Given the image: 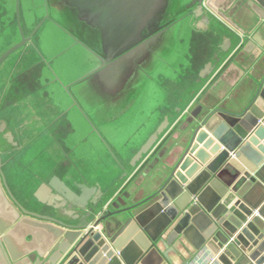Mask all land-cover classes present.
Here are the masks:
<instances>
[{"label": "water", "instance_id": "95a60500", "mask_svg": "<svg viewBox=\"0 0 264 264\" xmlns=\"http://www.w3.org/2000/svg\"><path fill=\"white\" fill-rule=\"evenodd\" d=\"M32 1L44 11L43 21L54 18L93 56V68L81 78L112 67L132 70L155 53L163 56L170 33L176 25H185L189 8L209 22L211 18L229 22V9L236 7L235 0ZM252 1L264 20V0ZM68 19L77 26L70 27ZM229 46L225 39L213 52L198 72V85L214 72ZM18 48L6 50L0 64ZM50 72L68 95L52 67ZM251 96L239 111L199 109L180 155L150 196V206L157 212L152 217L144 210L133 212V207L111 210L116 203L97 184L74 181L77 191H73L56 175L38 189L47 193V199L36 194L41 206L28 209L6 184L0 152V264H32L27 236L56 244L41 264H188L206 247L223 264H264V72ZM181 111L178 106L174 110ZM172 118L173 113L163 117L130 158V168L154 147ZM0 134L11 141L1 120ZM253 193L260 194L255 202L250 201Z\"/></svg>", "mask_w": 264, "mask_h": 264}, {"label": "crops", "instance_id": "0c3cea01", "mask_svg": "<svg viewBox=\"0 0 264 264\" xmlns=\"http://www.w3.org/2000/svg\"><path fill=\"white\" fill-rule=\"evenodd\" d=\"M234 2L229 22L213 18L209 22L189 8L185 25H176L170 33L163 56L155 53L132 70L112 67L88 78L81 77L93 68L91 53L64 33L54 18L45 21L35 36L37 47L73 99L28 45L0 64V120L12 135L8 142L0 134V152L12 195L28 209L39 207L35 195L47 199V193L38 190L41 183L56 175L73 191L74 181L97 184L116 203L111 210L133 207L135 213L144 210L145 216H154L150 196L180 155L199 109L241 110L264 72V20L255 11L258 4ZM35 7L32 0H0V56L21 41L20 14L28 29L33 15L37 19L44 15ZM225 39L230 40L228 52L220 54L214 72L198 85L199 70ZM32 67L34 84L28 73ZM178 103L182 111L176 114ZM168 113H173L168 129L130 168L132 155ZM259 195L253 193L250 201ZM26 241L31 243L32 264L47 261L56 246L37 236H27ZM212 254L216 252L206 247L188 264H203Z\"/></svg>", "mask_w": 264, "mask_h": 264}, {"label": "flooded vegetation", "instance_id": "af4514ba", "mask_svg": "<svg viewBox=\"0 0 264 264\" xmlns=\"http://www.w3.org/2000/svg\"><path fill=\"white\" fill-rule=\"evenodd\" d=\"M19 17H20V23L18 24L19 26L17 27V32H18V34L19 35H21V41L19 42V43H17L16 45H19V48L20 47H24L25 45H28L33 51H34V53H36V55L40 58V61L42 62V63H44L47 67H48V69H49V72H50V67H51V65L48 63V61L46 60V59H44L43 57H42V55H41V53H40V51H39V49H38V47H37V43H36V34L38 33V31L40 30V28H41V26L45 23V21H47L48 19H45L44 21H42V22H40V20H41V18L40 19H36L35 21H33L32 22V19H30L31 20V22H29L30 23V25H29V29L28 28H26V25H25V23H23L22 22V18H21V14L19 15ZM68 20H70V19H68ZM68 22H71L70 24H68L70 27H72V26H74V27H76L77 25H76V23L75 22H73V20L71 21H68ZM67 22V23H68ZM74 27H73V29H74ZM2 30H4L3 29V27H2V29H1V31ZM16 33V32H15ZM76 33H78V32H76ZM162 41H163V39L161 40H159L158 42H157V44H158V46L161 48V45H162ZM198 43H200L201 44V38H199L198 40ZM22 42V43H21ZM199 45V44H198ZM18 48V49H19ZM203 48V47H202ZM197 59H198V57H193V64H194V62H196L197 61ZM196 64V63H195ZM49 65H50V67H49ZM28 73H30V76L34 79V75H35V73H36V71H35V67L33 68H29V71H28ZM50 74H51V72H50ZM52 75V74H51ZM31 83L32 84H34V83H36L35 82V79L34 80H31ZM61 86V85H60ZM63 88V87H62ZM73 99V98H72Z\"/></svg>", "mask_w": 264, "mask_h": 264}, {"label": "built area", "instance_id": "2783aa9c", "mask_svg": "<svg viewBox=\"0 0 264 264\" xmlns=\"http://www.w3.org/2000/svg\"><path fill=\"white\" fill-rule=\"evenodd\" d=\"M218 254H212L203 264H219Z\"/></svg>", "mask_w": 264, "mask_h": 264}, {"label": "rangeland", "instance_id": "374dc122", "mask_svg": "<svg viewBox=\"0 0 264 264\" xmlns=\"http://www.w3.org/2000/svg\"><path fill=\"white\" fill-rule=\"evenodd\" d=\"M15 2H16V1H15ZM17 6H18V2H17ZM18 9H19V8H18ZM16 10H17V7H16ZM44 17H45V16H42V17H41V20H40V22H42V21H43ZM37 18H38L37 16H34V15H33V17H31V19H32V22H33V21H35Z\"/></svg>", "mask_w": 264, "mask_h": 264}, {"label": "trees", "instance_id": "16d2710c", "mask_svg": "<svg viewBox=\"0 0 264 264\" xmlns=\"http://www.w3.org/2000/svg\"><path fill=\"white\" fill-rule=\"evenodd\" d=\"M175 106H176V107H177V106L180 107V106H179V103H178L177 105H175Z\"/></svg>", "mask_w": 264, "mask_h": 264}]
</instances>
